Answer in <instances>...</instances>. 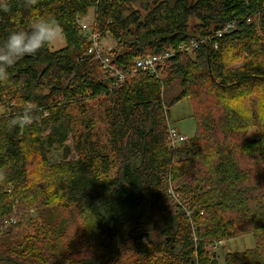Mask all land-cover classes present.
<instances>
[{"label":"trees","instance_id":"1","mask_svg":"<svg viewBox=\"0 0 264 264\" xmlns=\"http://www.w3.org/2000/svg\"><path fill=\"white\" fill-rule=\"evenodd\" d=\"M90 9V32L115 42L121 83L88 53ZM40 15L57 20L65 45L25 56L0 81V264H219L207 247L244 235L255 246L223 263L264 264V109L245 115L236 101L264 91V0H0V40ZM190 38L205 43L179 51ZM168 50L158 77L133 70ZM183 98L196 133L173 150L166 122ZM26 108L32 122L10 128ZM47 207L77 211L82 250L63 248L49 224L23 233L20 213Z\"/></svg>","mask_w":264,"mask_h":264},{"label":"rangeland","instance_id":"2","mask_svg":"<svg viewBox=\"0 0 264 264\" xmlns=\"http://www.w3.org/2000/svg\"><path fill=\"white\" fill-rule=\"evenodd\" d=\"M189 1H193V0H189ZM132 6L135 9L139 8V4L137 2H133ZM190 22L193 23L194 20L192 19ZM81 23L84 24L88 30H90L91 25L94 23L93 9H90L87 12V15L84 18H82ZM100 43L101 46H104L107 49L113 48L115 46V42L109 36L102 38ZM64 45H65V40L61 35L59 40H57L53 44H49V50L56 51L63 48ZM246 92L247 90H240L238 92L239 94L237 93L238 96L236 99L237 102L240 101V104L244 108L245 115H247L246 111H248L249 109L254 110L256 114L259 113L258 109L259 111L260 109H264V108H259L262 105H264L263 90L256 89L257 92L256 94H259L258 100L256 99L255 95L251 97V93L247 94ZM248 100L251 101V103ZM2 113H3V107L0 106V115ZM262 114L264 113L262 112ZM166 123H168L172 128H175L180 134L186 136L188 139H191L195 136L196 125L193 118V112L190 105V101L187 98L181 99L170 108ZM100 126H102L101 123ZM248 137L255 138L257 137V133L251 130L249 132ZM71 157H75L74 152L72 153ZM179 157H184V154L179 153ZM60 159H61V152H51L49 156V163L56 164L60 161ZM169 193L172 194L171 189H169ZM169 198L170 201L168 204L172 209V211L173 212H175L176 210L179 211L180 208L176 206L177 204L176 201L174 200L175 197L172 198L170 196ZM19 220L21 222L20 224H22L20 228L24 226V228L26 229L24 230L23 233L28 232L34 234L37 232L39 228L42 227L43 225L42 223H45V224H49L50 228L53 231L54 229L62 230V233L64 231V238H62V234L61 236L58 235L60 237L59 239L60 245L63 248L65 249L74 248V250H82L85 247L84 236L81 232L82 222L77 211H75L73 208L59 209V208L47 207L43 210L34 211L32 213L23 212L20 213ZM152 236L154 240L156 241L160 240L158 233H154ZM5 242H6V238H0V244H3ZM254 246H255L254 237L252 235H244L224 241L222 244L214 247V249L211 247H209V249L213 251L217 259V262L219 264H224L223 260L227 253L240 252L245 249L253 248ZM156 256L157 258H161V255H156Z\"/></svg>","mask_w":264,"mask_h":264},{"label":"clouds","instance_id":"3","mask_svg":"<svg viewBox=\"0 0 264 264\" xmlns=\"http://www.w3.org/2000/svg\"><path fill=\"white\" fill-rule=\"evenodd\" d=\"M36 0H26L28 5ZM6 10V7H5ZM62 33L57 20L51 15L34 17L25 29L14 27L0 40V81L8 79V69L22 58L36 54L49 44L60 39ZM33 120L32 109L26 108L8 121L10 128L25 127Z\"/></svg>","mask_w":264,"mask_h":264},{"label":"built area","instance_id":"4","mask_svg":"<svg viewBox=\"0 0 264 264\" xmlns=\"http://www.w3.org/2000/svg\"><path fill=\"white\" fill-rule=\"evenodd\" d=\"M84 30H88L86 26L82 27ZM234 29L233 24H225L221 30L216 32V37L220 38L222 35L229 34ZM89 32V41L90 46L88 47V53L94 54L95 58H97L102 65V68L109 73V75L115 80L116 83H121L125 79V74L121 71H118L113 66H111L110 57L108 55L109 51L112 49H107L104 46H101L100 41L102 38L108 36L107 33L104 37H102L98 33ZM203 43H205L204 39L190 38L187 43H181L178 46V50L184 53H190L199 48ZM214 48L217 47V42H213ZM173 50H168L165 52H161L159 54H153L147 56L145 58L135 60V68L133 70H140L142 72H146L148 74L154 75L158 77V69L162 67L166 61L171 57ZM167 134H168V142L171 149L175 150L180 144L187 142L189 139L180 134L175 128H172L169 124L167 125ZM17 223L16 217H11L9 219L4 220L2 223V228H7L11 225ZM223 242H216L209 247L213 248L217 245L222 244ZM209 249V248H208ZM210 250V249H209Z\"/></svg>","mask_w":264,"mask_h":264},{"label":"bare ground","instance_id":"5","mask_svg":"<svg viewBox=\"0 0 264 264\" xmlns=\"http://www.w3.org/2000/svg\"><path fill=\"white\" fill-rule=\"evenodd\" d=\"M85 26L84 24L81 23V27ZM83 29V28H82ZM84 30V29H83ZM85 36V35H84Z\"/></svg>","mask_w":264,"mask_h":264},{"label":"water","instance_id":"6","mask_svg":"<svg viewBox=\"0 0 264 264\" xmlns=\"http://www.w3.org/2000/svg\"><path fill=\"white\" fill-rule=\"evenodd\" d=\"M85 36H86V34H85Z\"/></svg>","mask_w":264,"mask_h":264}]
</instances>
